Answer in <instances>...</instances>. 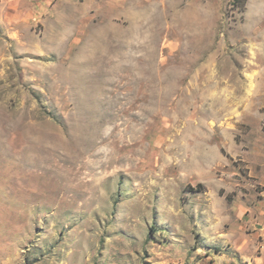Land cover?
I'll return each mask as SVG.
<instances>
[{
	"label": "rangeland",
	"instance_id": "374dc122",
	"mask_svg": "<svg viewBox=\"0 0 264 264\" xmlns=\"http://www.w3.org/2000/svg\"><path fill=\"white\" fill-rule=\"evenodd\" d=\"M0 264H264V0H0Z\"/></svg>",
	"mask_w": 264,
	"mask_h": 264
}]
</instances>
